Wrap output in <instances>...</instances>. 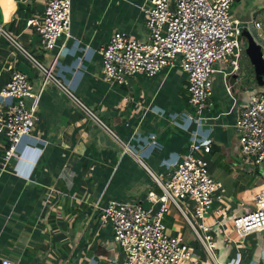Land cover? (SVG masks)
I'll use <instances>...</instances> for the list:
<instances>
[{
  "label": "crops",
  "instance_id": "1",
  "mask_svg": "<svg viewBox=\"0 0 264 264\" xmlns=\"http://www.w3.org/2000/svg\"><path fill=\"white\" fill-rule=\"evenodd\" d=\"M46 2L0 0L3 27L22 40V48L36 61L52 67L70 93L54 81L45 83L43 72L0 37V89L8 83L11 67L26 73L33 92L41 95L33 135L22 140L5 168L7 142L0 136V261L122 264L124 254L96 206L116 200L149 209V194H163L158 181L169 179L196 140L212 144L211 175L226 186L225 198L214 203L222 210L217 218L230 227L233 218L254 211L249 204L264 188V171L243 160L235 122L250 94L264 92V78L259 79L264 71V0L232 5V18L242 29L240 69L226 77L230 68L215 65L213 93L199 121L189 119L197 113L188 101V76L179 65L154 78L136 75L123 85L103 78L100 51L115 32L147 41L143 9L151 0H72L73 38L57 61L59 48L40 49L38 33L27 26L28 20L40 19ZM32 102L26 100L28 106ZM152 135L157 136L156 146L136 155L125 151L124 145L138 147L137 138ZM174 211L171 206L165 218L168 232L183 237L199 255L184 264H227L239 252L244 264H264V234L241 240L233 233L229 241L223 228L214 227L212 260ZM214 220L207 218V223Z\"/></svg>",
  "mask_w": 264,
  "mask_h": 264
},
{
  "label": "built area",
  "instance_id": "2",
  "mask_svg": "<svg viewBox=\"0 0 264 264\" xmlns=\"http://www.w3.org/2000/svg\"><path fill=\"white\" fill-rule=\"evenodd\" d=\"M236 1L151 0L143 9L148 17L147 41L140 42L118 31L100 51L104 80L123 85L136 75L154 78L165 69L179 65L188 76V101L197 113V117L189 115V119L199 121L213 93L215 65L230 68L226 77L240 69L242 29L240 22L232 18V5ZM27 26L34 27L38 33L40 49L53 51L59 48L57 61L66 42L73 38L72 0H47L40 19L28 20ZM255 27L259 29L261 24L255 23ZM0 36L43 72L45 83L51 80L65 89L62 81L54 77L52 67H44L36 61L3 25H0ZM61 39L64 42L59 44ZM9 69L12 71L9 81L0 89V136L7 142L4 168L17 156L22 140L32 137L41 96L33 92L26 73ZM71 97L96 119L80 101L73 95ZM27 99L33 100L30 106ZM235 128L243 160L264 171V92L250 94L248 104L239 112ZM137 141L140 143L138 147L124 145L125 151L136 155L141 149L158 143L156 135L137 138ZM212 151V144L193 141L169 179L158 181L163 194H149V209L136 202L116 200H109L103 207L96 206L102 223L111 226L114 241L124 254L122 264H184L199 256L194 246L183 237L168 232L165 218L171 206L178 210L195 235V243L212 260L216 249L214 227L223 228L229 241L233 233L241 240L257 233L264 234V188L255 198L257 209L233 218L230 227L217 218L222 210L215 209L214 203L225 198L226 186L211 175L209 157ZM207 218L215 220L208 224ZM0 264L17 262L5 258ZM227 264H244L242 252ZM252 264L259 263L254 261Z\"/></svg>",
  "mask_w": 264,
  "mask_h": 264
},
{
  "label": "rangeland",
  "instance_id": "3",
  "mask_svg": "<svg viewBox=\"0 0 264 264\" xmlns=\"http://www.w3.org/2000/svg\"><path fill=\"white\" fill-rule=\"evenodd\" d=\"M261 19H264V17L262 16L261 17ZM14 38H15V40H16V42L18 43V44H20V45H22V40L21 39H19L13 32H11L10 33ZM1 37V36H0ZM256 37V39L257 40H259L260 39V37L259 36H255ZM4 39V38H3ZM5 40V39H4ZM6 41V40H5ZM7 42V41H6ZM6 45H8V47H12V48H14L15 49V46H13V45H11V43L10 42H7V44ZM7 47V48H8ZM9 49V48H8ZM11 49V48H10ZM9 51V50H8ZM256 200L254 199L253 201H252V203H250L249 205L252 207V209L253 210H256L257 209V203L255 202ZM173 207V206H172ZM174 209L177 211H174L175 213H176V216H177V219H179L180 220V217H181V219H182V222H183V224L184 225H186V227H187V230H189L190 228H189V226L187 225V223L185 222V220L182 218V216H181V214L178 212V210L174 207ZM191 230V229H190ZM192 234V239L195 241L196 240V237H195V235L193 234V232L191 233ZM196 242V241H195ZM202 250H203V248H202ZM204 251V250H203ZM202 251V252H203Z\"/></svg>",
  "mask_w": 264,
  "mask_h": 264
},
{
  "label": "water",
  "instance_id": "4",
  "mask_svg": "<svg viewBox=\"0 0 264 264\" xmlns=\"http://www.w3.org/2000/svg\"><path fill=\"white\" fill-rule=\"evenodd\" d=\"M0 25H3L1 21H0ZM263 78H264V71H263V73L260 75V78H259V79H260V80H263Z\"/></svg>",
  "mask_w": 264,
  "mask_h": 264
}]
</instances>
